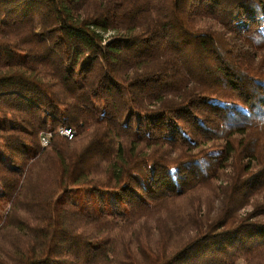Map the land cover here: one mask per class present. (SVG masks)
<instances>
[{
    "label": "trees",
    "instance_id": "obj_1",
    "mask_svg": "<svg viewBox=\"0 0 264 264\" xmlns=\"http://www.w3.org/2000/svg\"><path fill=\"white\" fill-rule=\"evenodd\" d=\"M0 264H264V0H0Z\"/></svg>",
    "mask_w": 264,
    "mask_h": 264
},
{
    "label": "rangeland",
    "instance_id": "obj_2",
    "mask_svg": "<svg viewBox=\"0 0 264 264\" xmlns=\"http://www.w3.org/2000/svg\"><path fill=\"white\" fill-rule=\"evenodd\" d=\"M122 90L125 93L126 98L129 99V95L127 93L126 88L122 87ZM138 118H140V116ZM143 118H145V116ZM70 195H71L72 202H68L67 203L68 206L70 207L73 206L74 208H76L77 204L78 205L81 204V206H84L86 212L91 216H94L97 213V211L99 212L107 211L108 213L112 211L111 196L109 195L101 194V196H99L96 193L88 191L86 188H82V190H79V191L77 189H73ZM98 197H100L103 200V206L101 207L98 206V201H99ZM113 206H114V203H113ZM7 209H8V206H7Z\"/></svg>",
    "mask_w": 264,
    "mask_h": 264
},
{
    "label": "built area",
    "instance_id": "obj_3",
    "mask_svg": "<svg viewBox=\"0 0 264 264\" xmlns=\"http://www.w3.org/2000/svg\"><path fill=\"white\" fill-rule=\"evenodd\" d=\"M59 133H60L62 136H64V137H66L67 139H69V140H72L73 137H74V134H73L72 130L69 129V128H62V129L59 130ZM50 136H51V135H47V136H44V137H43L42 140H43V144H44V145H47V144L49 143V138H50Z\"/></svg>",
    "mask_w": 264,
    "mask_h": 264
}]
</instances>
